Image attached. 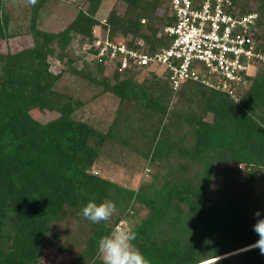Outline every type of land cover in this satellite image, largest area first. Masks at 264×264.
Wrapping results in <instances>:
<instances>
[{
    "label": "trees",
    "instance_id": "1",
    "mask_svg": "<svg viewBox=\"0 0 264 264\" xmlns=\"http://www.w3.org/2000/svg\"><path fill=\"white\" fill-rule=\"evenodd\" d=\"M25 1L16 15L0 0V40H32L0 52V264H40L46 248L73 252L66 264H102L97 241L120 221L135 225L133 243L150 264H264L259 249L234 263L220 259L254 243L253 213L264 215V62L247 76L240 102L191 80L173 88L166 71L143 84L132 68L108 76L97 59L78 67L74 38L99 26L104 39L130 35L153 53L169 43L168 0H115L104 21L103 0H82L59 31L40 26L52 0ZM231 3L235 13L257 14L264 55V0ZM50 58L64 69L53 72ZM63 72L114 95L106 129L75 116L84 102L56 88ZM107 144L128 152L129 167L150 168L137 189L93 170ZM89 200L112 201L116 211L94 224L80 214Z\"/></svg>",
    "mask_w": 264,
    "mask_h": 264
},
{
    "label": "built area",
    "instance_id": "2",
    "mask_svg": "<svg viewBox=\"0 0 264 264\" xmlns=\"http://www.w3.org/2000/svg\"><path fill=\"white\" fill-rule=\"evenodd\" d=\"M169 3L174 23L163 29L169 37L167 45L150 53L142 39L132 44L99 39L90 43L85 52L119 70L153 64L167 72L173 88L191 80L240 102L247 76L254 75L257 66L264 62L253 30L257 14L233 12L231 0Z\"/></svg>",
    "mask_w": 264,
    "mask_h": 264
},
{
    "label": "rangeland",
    "instance_id": "3",
    "mask_svg": "<svg viewBox=\"0 0 264 264\" xmlns=\"http://www.w3.org/2000/svg\"><path fill=\"white\" fill-rule=\"evenodd\" d=\"M81 1L82 0H52V3L48 8L50 10L47 11L46 14L42 15L40 26H42L44 29L52 31L61 30L74 18L77 12L76 6L80 4ZM25 2V0H9V6L12 8L14 7L16 15H18V13L22 12V8ZM114 4L115 0H103L97 13L98 19L104 21L109 11L113 8ZM168 4L170 6L169 0ZM99 39H104L102 29L99 26L94 27L92 37H82L79 35L74 38L72 46L75 50V54H77L79 58L77 62L79 68H81V66L83 65V61H92L91 55L85 53V48L88 45H91L95 40ZM138 39L139 38H137V40ZM111 40H123L127 44H132L133 42H135V39L130 35L114 36ZM31 43V37L27 36L26 34L18 35L14 38H11L10 40H0V52L23 48L30 45ZM82 54H84V56ZM50 61L51 70L53 72H59L65 67V63H62L60 60L50 58ZM110 64L104 65V73L108 76L111 75L112 72L116 69L115 66ZM130 70H133L135 72L134 78L136 82L142 84L145 83L146 78L149 77L152 73H155L157 76L163 75L162 69L153 64L137 68L132 67V69ZM250 71L251 73H254V69H251ZM56 88L59 91H62L64 94L72 95L73 98L80 99L84 102L82 108H80L75 113V116L78 119L92 123L93 125H96L97 128L102 130L106 129L111 123L114 117L115 110L118 106V101L113 94L106 92L100 93V87L91 85L85 79H82L69 72H63V75ZM46 116L47 114L41 115V117L44 118H46ZM206 119L211 120V117L208 116L206 117ZM114 148L115 147H111V145L109 144L105 146L103 154L100 156L96 164L93 165V170L99 172L101 176L108 178L114 182H118L121 185L137 189L142 181L148 178V172L150 171V168L144 167L142 169H136L129 167L128 165L132 163V160H129L130 157L128 152L126 150H120V148L116 149L118 147H116L115 149ZM229 166L231 168L243 170L242 166L239 164L230 163ZM260 178L264 180V177L262 175H260ZM215 183L217 182L215 181ZM257 188L264 190V184H258ZM128 212L130 213L131 210L128 209ZM145 213V209L140 210L141 215H144ZM118 224L125 223L124 221H120ZM72 226H75V222H72ZM251 250H246V247H244L242 249L224 255L220 259H229L232 261L230 263H234V259L236 257L243 255V253ZM72 254L73 252L70 255H63L62 253L55 251L53 248H46L41 257L40 264H66L71 259ZM210 261L211 260L206 261L205 263H208Z\"/></svg>",
    "mask_w": 264,
    "mask_h": 264
},
{
    "label": "clouds",
    "instance_id": "4",
    "mask_svg": "<svg viewBox=\"0 0 264 264\" xmlns=\"http://www.w3.org/2000/svg\"><path fill=\"white\" fill-rule=\"evenodd\" d=\"M35 5L37 0H28ZM116 211L115 204L109 200L97 203L89 200L81 206L80 214L83 218L94 224L108 221ZM255 223L252 225L258 239L246 246V250L259 249L264 255V215L259 209L253 213ZM137 232L132 223L118 224L106 235H102L97 241V252L102 259V264H150L149 259L135 246Z\"/></svg>",
    "mask_w": 264,
    "mask_h": 264
}]
</instances>
